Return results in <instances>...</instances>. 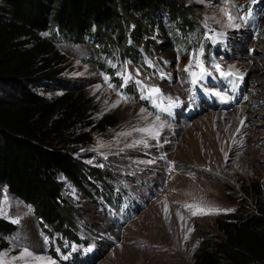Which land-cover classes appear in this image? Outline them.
<instances>
[{"label":"rangeland","instance_id":"obj_1","mask_svg":"<svg viewBox=\"0 0 264 264\" xmlns=\"http://www.w3.org/2000/svg\"><path fill=\"white\" fill-rule=\"evenodd\" d=\"M172 1L189 8L210 52L202 47L186 53L166 36L147 32L144 45L134 44L139 56L134 61L120 45L106 58L56 30L37 35L58 55L56 79L80 87L91 99L92 120L115 119L104 132L93 126L84 130L90 142L77 150V158L85 170L104 178L117 197L124 194L136 207L146 203V208L127 220L121 210L105 206L92 188L86 195L61 177L74 236L63 238L45 231L31 209L0 185V218L17 228L2 239L5 264H191L195 254L225 240L218 220L235 209L243 214L255 203L264 207V0ZM248 5L255 17L245 12ZM126 20L128 33L145 28L134 14L127 13ZM126 40V46L132 45L128 34ZM197 59L211 74L192 84L184 69L191 62L189 71L199 73ZM213 64L234 75L220 76ZM126 75L132 79L125 84ZM137 80L159 87L162 106L170 97L175 102L170 113L140 99L146 93ZM44 84L34 85L40 95L52 99L63 94L61 87ZM92 182L102 185L98 179ZM25 250L43 262L18 259Z\"/></svg>","mask_w":264,"mask_h":264},{"label":"trees","instance_id":"obj_2","mask_svg":"<svg viewBox=\"0 0 264 264\" xmlns=\"http://www.w3.org/2000/svg\"><path fill=\"white\" fill-rule=\"evenodd\" d=\"M0 1V185L31 209L45 231L63 238L74 236L61 177L86 195L92 188L105 206L121 210L127 220L138 216L146 203L136 207L128 196L117 197L118 192L104 178L94 169L85 170L77 158V150L90 142L84 130L93 126V131L104 132L105 125H115V119L92 120L91 99L80 87L56 79L58 55L52 44L37 35L56 30L106 58L115 55L120 45L124 56L136 61L139 56L134 44L144 45L142 36L147 32L166 36L173 47L186 53L202 47L210 52L202 26L189 8L172 0ZM245 12L255 17L252 5ZM127 13L138 16L144 30L128 33ZM127 34L133 46H126ZM41 83L59 86L63 94L46 98L34 88ZM136 101L153 110L138 98ZM94 179L100 181V188ZM224 219L217 226L225 240L195 254L191 264H264V207L255 203L251 210L241 214L235 209ZM16 230L14 224L0 218V251L7 248L2 239ZM78 256L74 254L76 259Z\"/></svg>","mask_w":264,"mask_h":264},{"label":"snow or ice","instance_id":"obj_3","mask_svg":"<svg viewBox=\"0 0 264 264\" xmlns=\"http://www.w3.org/2000/svg\"><path fill=\"white\" fill-rule=\"evenodd\" d=\"M230 19H231V17H230ZM149 64H150V62H149ZM192 67H193V65L190 62L189 65L186 66L185 69H184V71L189 73V75L192 77V80H191L192 84H196L198 77L199 78H203L204 75H206V74L210 75L211 74V73L206 71V69L203 66V63L199 59H197L196 63H195V67L199 68V70H200L199 73L189 71L190 68H192ZM213 67L215 68L216 72H218L220 74V76H222V77H227V76H233L234 75L232 72L222 71L219 64H213ZM138 74L139 73H137V75ZM161 78L164 79L166 77L163 76V74H162ZM236 78L237 79H243L242 76H238V75H237ZM123 79H124V82L126 84L128 82V80L132 79V77L130 75H126V76L123 77ZM105 80L107 81V77H105ZM135 83L140 87V89L142 90V93H146V94H142L140 99H150L151 102H152L153 107L157 108L159 111L169 112L170 113V110L174 106L175 102L169 97L166 107L162 106V102L158 103L157 102V98L162 95L159 87H156V86L146 87L139 80L135 81ZM109 87H112V85H109ZM177 102H178V98H177ZM141 112L142 113L144 112L143 108L141 109ZM157 119H159V116H157ZM162 126L163 125H161V127ZM142 131H147V130H143L142 129ZM121 134L122 135H126V133H121ZM193 214L195 215L196 213H193ZM13 223H18V221L14 220ZM189 231H191V229H189ZM185 238H187V237H185ZM45 243H47V238L46 237H45ZM26 257H32L33 259L41 261V262H43V259H44L43 257H33V253H31L28 250H25L23 252V254L20 257H18V259L23 260ZM0 264H5V261L2 258H0ZM47 264H54V262L49 260L47 262Z\"/></svg>","mask_w":264,"mask_h":264}]
</instances>
